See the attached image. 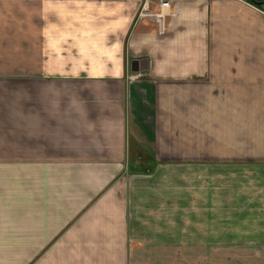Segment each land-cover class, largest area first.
Instances as JSON below:
<instances>
[{
	"label": "crops",
	"instance_id": "crops-1",
	"mask_svg": "<svg viewBox=\"0 0 264 264\" xmlns=\"http://www.w3.org/2000/svg\"><path fill=\"white\" fill-rule=\"evenodd\" d=\"M0 264H264V8L0 0Z\"/></svg>",
	"mask_w": 264,
	"mask_h": 264
},
{
	"label": "built area",
	"instance_id": "built-area-1",
	"mask_svg": "<svg viewBox=\"0 0 264 264\" xmlns=\"http://www.w3.org/2000/svg\"><path fill=\"white\" fill-rule=\"evenodd\" d=\"M155 1H158L162 8L168 9V8H171L175 2L182 1V0H155Z\"/></svg>",
	"mask_w": 264,
	"mask_h": 264
},
{
	"label": "trees",
	"instance_id": "trees-1",
	"mask_svg": "<svg viewBox=\"0 0 264 264\" xmlns=\"http://www.w3.org/2000/svg\"><path fill=\"white\" fill-rule=\"evenodd\" d=\"M247 1L255 5L256 7L264 8V0H247Z\"/></svg>",
	"mask_w": 264,
	"mask_h": 264
},
{
	"label": "water",
	"instance_id": "water-1",
	"mask_svg": "<svg viewBox=\"0 0 264 264\" xmlns=\"http://www.w3.org/2000/svg\"><path fill=\"white\" fill-rule=\"evenodd\" d=\"M138 65V63H136V66ZM140 70L139 68H137V71Z\"/></svg>",
	"mask_w": 264,
	"mask_h": 264
},
{
	"label": "rangeland",
	"instance_id": "rangeland-1",
	"mask_svg": "<svg viewBox=\"0 0 264 264\" xmlns=\"http://www.w3.org/2000/svg\"><path fill=\"white\" fill-rule=\"evenodd\" d=\"M255 6V5H254Z\"/></svg>",
	"mask_w": 264,
	"mask_h": 264
}]
</instances>
